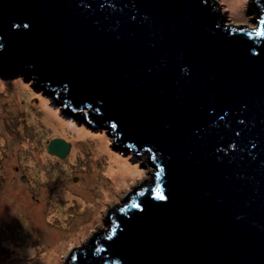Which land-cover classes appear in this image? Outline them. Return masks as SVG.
<instances>
[{
    "label": "water",
    "instance_id": "water-1",
    "mask_svg": "<svg viewBox=\"0 0 264 264\" xmlns=\"http://www.w3.org/2000/svg\"><path fill=\"white\" fill-rule=\"evenodd\" d=\"M246 9L256 28L217 0H0V77L153 169L63 264H264V0Z\"/></svg>",
    "mask_w": 264,
    "mask_h": 264
},
{
    "label": "rangeland",
    "instance_id": "rangeland-1",
    "mask_svg": "<svg viewBox=\"0 0 264 264\" xmlns=\"http://www.w3.org/2000/svg\"><path fill=\"white\" fill-rule=\"evenodd\" d=\"M217 1L226 24L257 27L245 8L247 0ZM31 85L22 76L0 77V264H43V255L60 236L73 232L63 246L52 248L48 264H63L72 246L85 244L92 233L106 227L105 212L120 205L153 169L147 159L115 146L103 126H84L78 118L75 122L60 114V108ZM15 88L23 93L19 102ZM44 104L55 111V124L41 119ZM57 138L70 146L63 159L47 150ZM105 187L111 191L102 197ZM58 188L70 191L68 199L57 197ZM76 193L92 204L77 200ZM28 248L37 251L21 254Z\"/></svg>",
    "mask_w": 264,
    "mask_h": 264
},
{
    "label": "bare ground",
    "instance_id": "bare-ground-1",
    "mask_svg": "<svg viewBox=\"0 0 264 264\" xmlns=\"http://www.w3.org/2000/svg\"><path fill=\"white\" fill-rule=\"evenodd\" d=\"M238 2L240 4V0H238ZM245 8H247V3L245 5ZM222 14H223V12H222ZM10 78H12V77H10ZM14 78H16V77H14ZM29 82H30V84H32L31 81H29ZM31 86L34 87V85H31ZM37 89H39V88H37ZM39 90H41V88ZM16 91H17V94H16L17 95L16 96V102H19L21 100L20 98L22 97V94L23 93H22V90L20 88H15V92ZM27 102H29V101H27ZM43 107H44V109H43V114H42L41 119H43L45 123L46 122H50V123H54L55 124V121L54 120H55V118H57L55 111L49 110L47 108V105L46 104H44ZM31 118H33V119H31ZM70 118H71V121H75L76 122V119L77 118H75V117H70ZM30 120H35V117H30ZM84 126H86V125H84ZM59 127L63 128L64 129V132L66 131L65 127H63L62 125L59 126ZM54 128H56V130L61 129V128H58L57 125H55ZM110 191H111V188L105 187V188H103L101 190L100 195L102 197H107L110 194ZM56 192H57L56 193L57 195H60V196H57V197H60V198L63 197L64 199H68L66 197H68L71 194L70 191H66V189H62V188H58L56 190ZM75 198L77 200H80L81 202L87 201L88 204H90V205L92 204V202L90 200H88V198L86 196H84L82 193H80V195H78V193H76V197ZM53 208H54V206H53ZM57 210H60L61 211V209H59V208H57ZM52 211H53V209H52ZM62 212H63V210H62ZM51 213L53 214V212H51ZM63 214H64V212H63ZM57 215L59 216V212H57ZM72 233L73 232H69V233L66 232L65 233L66 236H63V235L60 236V239L58 240L57 244L54 245V246H52L51 249L50 250H47L46 254L43 255V257H42L44 259V260H42L43 264H48V263H50L52 261V258H53V255H54L52 253V248L53 247H56V246H63V244H65L68 241V239H70V237H73L74 236V234H72ZM35 251H37L35 248H28L25 251H23L22 253L20 251V253L21 254H26V255H32V254L35 253Z\"/></svg>",
    "mask_w": 264,
    "mask_h": 264
},
{
    "label": "snow or ice",
    "instance_id": "snow-or-ice-1",
    "mask_svg": "<svg viewBox=\"0 0 264 264\" xmlns=\"http://www.w3.org/2000/svg\"><path fill=\"white\" fill-rule=\"evenodd\" d=\"M257 34H259V33H257ZM161 198H163V197H161Z\"/></svg>",
    "mask_w": 264,
    "mask_h": 264
}]
</instances>
